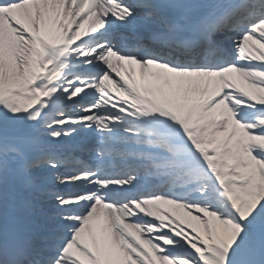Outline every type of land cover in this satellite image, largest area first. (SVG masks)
Segmentation results:
<instances>
[{
    "label": "snow or ice",
    "instance_id": "1",
    "mask_svg": "<svg viewBox=\"0 0 264 264\" xmlns=\"http://www.w3.org/2000/svg\"><path fill=\"white\" fill-rule=\"evenodd\" d=\"M0 264H264V0H0Z\"/></svg>",
    "mask_w": 264,
    "mask_h": 264
}]
</instances>
